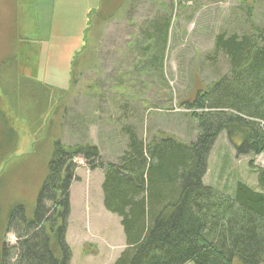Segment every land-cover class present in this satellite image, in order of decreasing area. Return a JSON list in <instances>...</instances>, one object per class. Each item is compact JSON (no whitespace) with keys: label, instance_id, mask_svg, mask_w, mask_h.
I'll return each mask as SVG.
<instances>
[{"label":"rangeland","instance_id":"rangeland-1","mask_svg":"<svg viewBox=\"0 0 264 264\" xmlns=\"http://www.w3.org/2000/svg\"><path fill=\"white\" fill-rule=\"evenodd\" d=\"M110 1L109 11L102 0H0V83H4L3 91L10 92L13 110L0 88V148L7 156V164H0V232L8 205L20 204L27 214L32 212L47 175L53 140L96 145L104 163L115 162L121 154L126 137L120 128L126 124H133L144 142L159 135L193 141L198 134L197 120L193 110L182 103L191 102L197 91L206 90L229 71L226 56L214 51L215 36H240L253 25H264V0ZM91 8H95L94 21L112 12L114 16L90 30V46L76 82L60 101L48 131L41 119L36 131L39 142L33 147L26 126L34 125L39 108L35 114L29 113L37 104L26 102L25 95L17 91H37L38 85L36 88L29 81L37 78L56 88L67 83L72 52L67 45L52 44L57 35L50 27L61 31L62 39L66 34L76 50L82 44L86 13ZM167 15V47L163 58L152 66L153 52L148 46L152 24ZM16 36L17 42L21 36L29 40L32 51L26 62L36 66L38 76L33 74V66L18 63ZM23 102L24 114L15 106ZM53 103L55 108L54 97ZM10 127L16 138L9 133ZM72 161L76 178L69 190L65 235L71 250L69 264H80L85 254L95 250L94 264H113L124 248V235L120 217L103 207L102 170L90 168L82 157ZM257 169L264 170V152L256 157L237 154L221 132L209 150L202 183L231 196L236 182L257 189ZM6 236L8 245L15 243L12 232Z\"/></svg>","mask_w":264,"mask_h":264},{"label":"trees","instance_id":"trees-1","mask_svg":"<svg viewBox=\"0 0 264 264\" xmlns=\"http://www.w3.org/2000/svg\"><path fill=\"white\" fill-rule=\"evenodd\" d=\"M110 3L102 0L109 11ZM94 9L86 13L82 44L76 50L66 34L62 39V32L50 27L57 35L52 44L67 45L72 52L67 83L56 88L37 78L29 80L32 86L38 85L37 91H17L25 95L26 102L37 104L29 113L35 114L39 108L34 125L26 126L33 147L39 142L36 131L41 119L48 131L53 125L52 115L57 114L60 101L76 82L77 70L90 46V30L114 16L112 12L94 21ZM169 28L170 15L152 24L148 41L152 66L163 58ZM18 38V63L33 66V74L38 76L36 66L26 62L32 51L29 40L21 36L17 42ZM214 51L226 56L228 74L206 90L197 91L191 102L182 103L193 110L197 120L198 134L193 141L184 143L159 135L144 142L134 125L126 124L120 128L126 137L121 154L115 162L104 163L96 145L53 140L47 175L32 212L27 214L20 204L7 207L1 223L0 264H69L71 250L65 235L69 190L76 178L75 157L85 159L90 168L102 170L103 207L120 217L125 247L113 264H264V170L257 169V189L236 182L231 196L202 183L209 150L221 132L237 154L256 157L264 152V25H253L240 36L217 34ZM12 60L17 62L15 54ZM43 71L49 74L47 68ZM0 88L3 91L4 83ZM3 94L12 112L10 92ZM53 97L58 103L55 108ZM15 106L23 114L27 112L25 102ZM9 133L16 138L13 127ZM3 153L0 148V164L5 166L7 156ZM248 163L252 165V161ZM9 232L16 237L12 245L5 241Z\"/></svg>","mask_w":264,"mask_h":264},{"label":"crops","instance_id":"crops-1","mask_svg":"<svg viewBox=\"0 0 264 264\" xmlns=\"http://www.w3.org/2000/svg\"><path fill=\"white\" fill-rule=\"evenodd\" d=\"M67 230H68V221H67ZM66 230V233H67ZM98 251V250H95ZM95 251L91 254H85L81 260L80 264H94L98 255L95 254Z\"/></svg>","mask_w":264,"mask_h":264}]
</instances>
